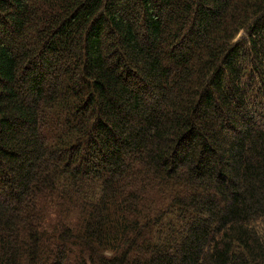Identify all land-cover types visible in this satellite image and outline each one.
<instances>
[{"label":"trees","instance_id":"1","mask_svg":"<svg viewBox=\"0 0 264 264\" xmlns=\"http://www.w3.org/2000/svg\"><path fill=\"white\" fill-rule=\"evenodd\" d=\"M0 264H264V0H0Z\"/></svg>","mask_w":264,"mask_h":264}]
</instances>
